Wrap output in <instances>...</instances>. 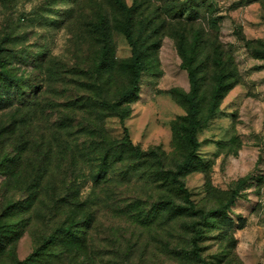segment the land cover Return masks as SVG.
<instances>
[{"label":"rangeland","instance_id":"rangeland-1","mask_svg":"<svg viewBox=\"0 0 264 264\" xmlns=\"http://www.w3.org/2000/svg\"><path fill=\"white\" fill-rule=\"evenodd\" d=\"M120 1L0 0V264H264V0Z\"/></svg>","mask_w":264,"mask_h":264},{"label":"trees","instance_id":"trees-1","mask_svg":"<svg viewBox=\"0 0 264 264\" xmlns=\"http://www.w3.org/2000/svg\"><path fill=\"white\" fill-rule=\"evenodd\" d=\"M116 5L118 6V8L122 11H124L128 18L131 14L130 10L128 8H126L122 2L120 0H114ZM131 24H125L124 28H123V35L125 36V38L127 39L128 43L131 44V46L133 47V89H135L136 84L139 80V73L141 71V64H142V60L140 55L138 54V52L136 51V48L134 47V43L132 41V34H131V28H130ZM103 47H102V53L105 55H108L109 53V45L108 42L106 41V37H104L103 39ZM188 79H189V84H190V94L186 96V99L189 102V107H188V126H187V131H188V143L192 148H195L197 146L196 143V139H195V135H196V130L199 128L200 123L197 119V115H198V110H197V103L194 97V94L197 92L198 90V80L197 77L195 76L194 72L192 70H188ZM132 91L127 92L128 95H133L131 93H133ZM124 97H126V95H124ZM133 97V96H131ZM188 159L183 163L182 166H180V170L184 169V167L188 164ZM16 264H28L27 261H22V262H17Z\"/></svg>","mask_w":264,"mask_h":264}]
</instances>
